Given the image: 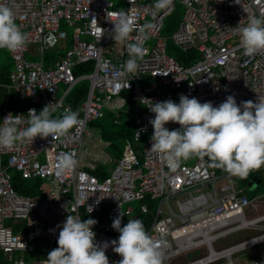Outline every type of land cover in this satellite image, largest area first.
Instances as JSON below:
<instances>
[{"label": "built area", "instance_id": "1", "mask_svg": "<svg viewBox=\"0 0 264 264\" xmlns=\"http://www.w3.org/2000/svg\"><path fill=\"white\" fill-rule=\"evenodd\" d=\"M0 4L13 9L16 23L29 38L22 49L9 52L13 68L9 82L0 86L6 93L17 94L21 108L13 111L5 104L0 109V126L9 114L21 115L26 121L30 109L39 114L50 104V111L55 109L53 117L60 116L71 109L66 99L73 86L89 81L80 105V123L68 135L55 140L37 137L0 149V251L4 260L40 264L47 257L31 252L57 248L58 225L69 214L82 219L84 213L105 210L102 220L93 226L97 243L118 240L119 232L112 223L122 211V227L129 219L149 215L146 231L165 242L163 264H241L259 242L224 241L248 228H264L260 223L264 215L256 216L260 195L249 197L246 189L252 186H240V177L212 168L208 156H193L175 172L170 171L159 154L149 151L154 131L149 121L155 116L149 106L151 101L178 104L181 94L214 106L229 95L238 105L258 102L264 96V50L245 55L239 34L228 29L240 22L246 25L248 14H264V0H173L171 7L155 16L154 0H133V4L131 0H0ZM179 6L181 16L175 28L164 34L165 20ZM131 7L139 24L151 21L155 25L150 38L143 41L148 54L138 62L135 74L121 68L129 59L127 46L114 41V25L107 19L108 11ZM64 27L70 28V34ZM68 35L71 44L61 45ZM137 39L134 31L128 42ZM168 41L182 51L197 50L198 58L189 65L181 64L167 52ZM60 49L63 55L46 63L45 52ZM87 62L92 64L90 71L74 72L77 65ZM132 101L135 113L129 105ZM105 110L114 113L115 122L120 111L133 115L137 122L133 136L124 139L119 158L104 153L102 147L96 152L85 147V138L91 136L90 122L103 117ZM17 126L23 129L27 124ZM165 127L171 131L181 126L169 122ZM99 138L104 147L110 144L101 135ZM90 143L95 142L91 139ZM64 153H72L78 166L58 177L55 168ZM98 163L109 164V173L103 178L91 172ZM12 170L23 179H41L40 193L17 192ZM259 171L264 174V166ZM37 240H45L46 248L34 249L31 243ZM105 254L109 264L121 259L111 246ZM244 264H264V252Z\"/></svg>", "mask_w": 264, "mask_h": 264}, {"label": "clouds", "instance_id": "2", "mask_svg": "<svg viewBox=\"0 0 264 264\" xmlns=\"http://www.w3.org/2000/svg\"><path fill=\"white\" fill-rule=\"evenodd\" d=\"M172 3L173 0H154L152 15L168 9ZM244 11L248 13L246 9ZM107 19L114 25V41L127 46L129 59L121 68L135 74L139 68L138 62L148 54L143 41L150 38L155 29L154 23L146 21L139 24L132 7L108 11ZM134 31L138 33V39L129 43ZM228 31L239 34V43L245 55L253 56L264 50V14L259 17L248 14L246 25L240 22ZM28 40L27 33L16 23L13 9L0 4V49L15 53ZM144 100L142 98L141 103ZM50 105H46L39 114L36 109H30L26 121L22 120L21 115L6 116L0 126V149H11L17 142H33L37 137L51 136L55 140L68 135L79 125L77 111L65 109L60 116L53 117L55 109L50 111ZM149 109L155 114L149 121L154 129L149 151L159 154L172 172L193 156H208L215 167L240 178H246L253 170L264 166V96H259L258 102L248 100L238 105L234 96L229 95L225 101L214 106L210 101L201 103L195 97L181 94L178 104L172 100L151 101ZM21 122L26 123L27 127L19 129L17 125ZM169 122L178 123L181 127L170 131L165 127ZM77 166L74 155L64 153L58 158L55 174L61 177ZM89 209L93 211L90 205ZM124 214L121 211L112 223V227L119 232L118 240L102 243L96 242L93 231L98 221L82 220L69 214L63 224L58 225V247L51 250L40 264H109L105 253L110 246L121 257L117 264H163L162 248L165 242L153 239L141 219H129L122 227ZM262 240L255 238L254 242Z\"/></svg>", "mask_w": 264, "mask_h": 264}, {"label": "trees", "instance_id": "3", "mask_svg": "<svg viewBox=\"0 0 264 264\" xmlns=\"http://www.w3.org/2000/svg\"><path fill=\"white\" fill-rule=\"evenodd\" d=\"M177 9L178 10L176 12L171 13L165 20L162 30L164 34L171 33V31H173V29L175 28V25L177 24V21L181 16L180 8ZM70 32H68V34H70ZM66 43L67 45L71 44L69 35L66 39ZM167 52L172 56H174L177 59V61L183 65H189L191 62H193L198 58L197 50L193 49L189 51H182L179 48H177L171 41H168ZM62 55L63 52L61 51V49L58 52H56L55 50H50L45 52L44 58L46 63H48L51 59L57 58L59 56L61 57ZM6 56L8 59V63L4 67L0 68V83L9 82L8 75L13 68V63L10 55L7 53ZM91 65H92L91 62L79 64L75 67L74 72L77 74L88 72L92 67ZM88 87H89V81L86 79L81 80L73 86V88L70 90L69 94L67 95L66 101L71 105V110L77 111L79 115L81 114L80 105L86 98ZM125 95L127 96L128 103L131 102V98L129 97V94H125ZM5 104L13 111H16L21 108L18 105L17 94L13 92L6 93L5 88L3 86H0V109ZM117 118H118V122H115L116 117L114 113L105 110L103 117L93 120L92 122H90V125L93 127H97L100 131L103 140L110 142V144L107 146L108 153L113 157L119 158L122 155L124 139L128 137L131 138L133 136L134 129L137 126V122L135 121L133 115L128 114L124 111H120ZM139 147H141V143H139ZM209 165L212 168L216 169L218 172L222 171L221 169L214 166V163L210 157H209ZM108 169L109 166L106 164H97L95 169L91 170V172L96 174L99 178H103L109 173ZM12 173H13L12 184L14 188L17 190V192L25 195H36L40 193L39 186L42 182L41 179L39 178L23 179L18 172L12 170ZM254 176L260 178L261 181L260 183L255 184L253 190H250L249 187L246 189V193L249 197L255 196L260 193H264V175H262V173L259 170H253L246 178H240L238 180L240 186H245ZM104 215H105V210H102L98 214L84 213L82 219L83 220L94 219L99 222L102 220ZM141 219L146 229L147 223L149 222V215L145 217L141 216ZM31 245L34 249L36 248L45 249L46 241L37 240L32 242ZM31 253L32 255L39 254L40 256L47 257V254L49 252L44 250L43 252L40 253L36 251L35 252L32 251ZM0 264H8L7 261L4 260L1 251H0Z\"/></svg>", "mask_w": 264, "mask_h": 264}, {"label": "rangeland", "instance_id": "4", "mask_svg": "<svg viewBox=\"0 0 264 264\" xmlns=\"http://www.w3.org/2000/svg\"><path fill=\"white\" fill-rule=\"evenodd\" d=\"M121 6V5H120ZM179 8L181 9V6H179ZM64 29L68 32H70V28L69 27H64ZM61 45H65L66 42L63 41L60 43ZM9 54V52L7 50H0V68L4 67L5 65H7L8 63V59L6 54ZM30 58V57H29ZM60 90L58 92V94H61L62 92V84H59ZM131 107V110L133 113H135V102L132 101V104H129ZM105 125V124H104ZM88 130L91 133V136L89 138H85V147L87 148H91V144L90 140L93 139L94 140V144L95 145V149H99L98 147H102L104 150V153L108 152L107 148H105L101 143H100V138L99 136L100 131L97 127H93L89 124L88 126ZM99 135V136H98ZM109 166V164H106ZM89 170V169H88ZM262 173V171H261ZM260 195L258 198V213L256 214V216L259 215H264V193H260L258 194ZM263 226H264V220H262L260 222ZM255 238H261L264 239V228L262 229H258V228H248L240 233L234 234L229 236L227 239H225L224 244H228V243H232L235 240H240V239H255ZM264 252V240L260 241L259 243H257L254 247H251L248 250V254L245 255L242 259H241V264H244L246 260H250L251 258H253L254 256H259L260 254H262ZM235 256V255H234Z\"/></svg>", "mask_w": 264, "mask_h": 264}, {"label": "water", "instance_id": "5", "mask_svg": "<svg viewBox=\"0 0 264 264\" xmlns=\"http://www.w3.org/2000/svg\"><path fill=\"white\" fill-rule=\"evenodd\" d=\"M261 179L257 178V176H254L249 182H248V186H252L250 187V189L252 190L255 184L260 183Z\"/></svg>", "mask_w": 264, "mask_h": 264}, {"label": "crops", "instance_id": "6", "mask_svg": "<svg viewBox=\"0 0 264 264\" xmlns=\"http://www.w3.org/2000/svg\"><path fill=\"white\" fill-rule=\"evenodd\" d=\"M95 145L96 144H91V148H87V150L90 151V152H96V151H98L97 149H95ZM105 148H107V147H105ZM98 164H102V163H98Z\"/></svg>", "mask_w": 264, "mask_h": 264}, {"label": "bare ground", "instance_id": "7", "mask_svg": "<svg viewBox=\"0 0 264 264\" xmlns=\"http://www.w3.org/2000/svg\"><path fill=\"white\" fill-rule=\"evenodd\" d=\"M264 219V218H263Z\"/></svg>", "mask_w": 264, "mask_h": 264}]
</instances>
